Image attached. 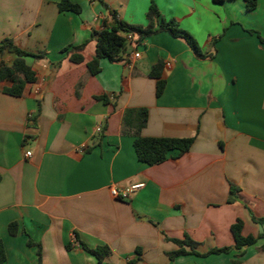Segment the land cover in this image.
Listing matches in <instances>:
<instances>
[{
	"label": "crops",
	"instance_id": "crops-1",
	"mask_svg": "<svg viewBox=\"0 0 264 264\" xmlns=\"http://www.w3.org/2000/svg\"><path fill=\"white\" fill-rule=\"evenodd\" d=\"M60 1L0 0V43L43 54L26 59L37 78L22 96L0 83L4 264H38L37 244L42 264H264V237L242 255H203L234 247L238 219L243 235H264V0L252 11L245 0H71L80 13L60 12ZM152 3L205 56L166 31L132 33L119 61L103 59L101 72L88 76L92 33L116 20L145 27ZM14 58L2 56L7 64ZM158 62L160 96L149 77ZM140 108L146 126H125L127 111ZM137 137L195 140L181 157L149 166L137 158ZM137 184L126 198L112 195ZM232 184L238 192L229 203ZM186 236L203 256L171 259L173 240ZM82 244L111 253L99 262Z\"/></svg>",
	"mask_w": 264,
	"mask_h": 264
},
{
	"label": "trees",
	"instance_id": "trees-1",
	"mask_svg": "<svg viewBox=\"0 0 264 264\" xmlns=\"http://www.w3.org/2000/svg\"><path fill=\"white\" fill-rule=\"evenodd\" d=\"M215 3H222L224 0H212ZM246 8L249 11L254 10L257 7V0H245ZM60 12H74L80 13L81 7L72 2L71 0H61L58 4ZM147 26L141 25H130L122 21L116 20V25L111 28H104L100 31H94L92 37L96 40V49L94 58L87 63V74L88 76H94L101 72V61L107 59L110 62L119 61L121 59V53L125 50L126 36L128 34L135 33L138 35L139 39L149 37L155 33L166 31L174 37L184 38L189 46L199 55L205 56L201 52L195 38L186 30H183L178 26L174 20L165 21L158 10V7L152 3L147 12ZM157 25V27H156ZM252 32V31H251ZM261 42L264 43V39L259 36ZM215 41V40H214ZM83 45L70 47L65 49V51L71 52L72 50L80 51ZM5 53H10L15 56L11 64H7L2 56ZM39 59L43 58V54H33L21 50L18 48L14 42L10 39H4L0 43V83L10 82L11 86L4 87L3 92L10 96L20 97L24 93L25 87L28 83H33L36 81V72L33 68L27 64V58ZM71 59L75 63L82 62L83 58L80 54H75L71 56ZM163 64L158 62L152 67L149 73V77L156 80V95L160 96L166 86V81L162 78ZM82 82L79 83V87ZM104 101L107 99L102 98ZM136 112V119H131V114ZM148 120V110L146 108H140L137 110H128L124 117V125L130 126L135 125V129L140 131L147 124ZM195 138H154V137H137L134 140V148L137 158L140 162L153 166L160 164L168 159H177L188 152L194 142ZM238 192V188L235 185H231L229 203L234 202L235 195ZM261 221V220H258ZM17 231V224L11 223L9 225L10 234L14 235ZM235 239L234 247L226 248H214L203 255L217 254V253H227L231 250H236L239 255H242L245 250L257 243V241L264 237L243 235V222L237 220L231 227ZM179 249L172 253H169L171 259L185 254H195L202 255L198 252L197 248L199 243L193 241L190 237L186 236L183 240L174 239L173 240ZM29 245L34 243L28 240ZM38 250V264H42V252L41 246L37 244ZM84 250L95 256L99 262L108 256L111 251L107 245L99 246L95 249H90L86 245L82 244ZM67 248H70L69 246ZM202 255V256H203ZM6 261V255L2 242L0 241V264H4ZM239 260H235L234 264H239Z\"/></svg>",
	"mask_w": 264,
	"mask_h": 264
},
{
	"label": "built area",
	"instance_id": "built-area-1",
	"mask_svg": "<svg viewBox=\"0 0 264 264\" xmlns=\"http://www.w3.org/2000/svg\"><path fill=\"white\" fill-rule=\"evenodd\" d=\"M131 37H132V34H128V35L126 36V39H131ZM139 56H140V53H139V52H135L134 57H135V58H138ZM98 131H100V129H98ZM26 155H27V156H30L31 153H30V152H27ZM142 186H143V184L133 185V186H131L130 188L124 190L122 193H120V192L118 191V189L113 188V189L111 190V192H112V195L115 196V197H117V198H126V197L129 195V193H131L134 189H138V188H140V187H142Z\"/></svg>",
	"mask_w": 264,
	"mask_h": 264
}]
</instances>
